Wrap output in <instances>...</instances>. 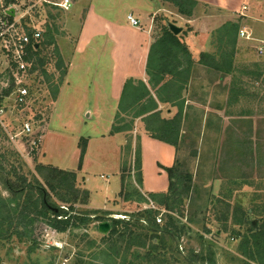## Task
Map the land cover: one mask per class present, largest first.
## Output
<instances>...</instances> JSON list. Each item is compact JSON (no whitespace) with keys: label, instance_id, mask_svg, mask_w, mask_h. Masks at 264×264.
Instances as JSON below:
<instances>
[{"label":"rangeland","instance_id":"obj_1","mask_svg":"<svg viewBox=\"0 0 264 264\" xmlns=\"http://www.w3.org/2000/svg\"><path fill=\"white\" fill-rule=\"evenodd\" d=\"M8 2L9 0L5 1ZM41 2L12 0V6H15L18 17L31 15L34 20L47 21L45 15L51 14L48 21L54 39L52 46L57 47L59 52H70L69 46L74 42L66 35V24L70 21L72 11L52 4L42 6ZM162 4L166 12L157 13L143 24L152 26L153 36L157 37L160 34L159 27L167 26L169 21L182 27L178 35L194 57V52L201 48L216 57L225 54L220 52L223 48L220 45L223 44L218 41L221 24L210 22L201 25L200 20L196 23V17L203 8L196 7L195 15L187 17L178 13L172 4ZM81 9L79 5L76 7L79 14L83 12ZM239 10L224 13V21L241 18L240 27L250 33V39L240 37L238 33L237 46L239 44L243 48L250 44L246 47L247 52H258L260 46L264 52V0H250L245 9L242 7ZM190 19H193L192 27L187 22ZM200 26L207 33L203 32V36L198 39H195V33L192 34V47L186 40L187 33ZM51 48L49 50L52 52ZM54 62L53 60L48 66L51 72L49 76L40 75L43 79L36 70L31 72L32 66L29 68L26 79L30 91L29 101L24 105H16L12 99H8L0 106V214L6 213L4 210L8 207H3L12 199V182H15L12 168L17 170L18 175H24L27 182L32 184L31 187L39 188L41 185L44 187L43 178L36 169V165L40 163L77 172V186L80 189L88 188L91 197L86 202H82L80 197L74 203L73 211H68L71 214L87 216L89 221L64 232H54L43 222L35 223L32 226L34 242L20 240L16 235L0 238V264H120L124 259V252L116 254L107 244L101 242L100 237L104 234L99 232L98 226L102 222L110 225V218L128 220L134 213L144 210L150 204L151 201L143 200L147 192L142 186L134 184L137 171L133 169V158L141 140L140 137L137 139L129 153L128 145L134 130L123 132L127 142L120 150V158L113 141L92 139L86 167L81 170L79 154L83 140L80 138L96 137L97 134L104 133L111 119L106 113L112 104H94L93 95L86 96V82L82 83L84 88L80 89L78 87L81 86L77 85L70 97L67 96L56 104L57 95L66 83L68 72L64 60L59 69L54 68ZM236 66L233 59L235 71L223 78L228 82L225 85L221 79L218 80L212 73L206 72V66L193 65V78L186 91H182V95L189 99L186 106L190 108L187 109L188 119L181 129V132L186 133L177 151V158L184 162L185 168L193 175V188L178 205L182 214H176L189 230L179 241L171 239L169 244L173 245V254L170 251L165 260L159 262L155 259L151 264H186L183 258L188 255V250L199 248L197 233L212 243L216 264H245L238 252L237 242L231 235L240 229L245 216L254 224L264 216V75L259 81L258 74L254 72L256 70L253 74H245L244 69L247 68L242 70ZM252 77L254 79L248 84L247 80ZM46 78L48 82L45 81ZM39 80L43 83L40 84ZM65 95L66 92L63 96ZM97 107L102 108V116L98 112L96 118L86 116L85 110H96ZM176 111L175 106L165 104L161 115L169 118ZM39 114L40 121L35 117ZM131 114L132 112L122 116L130 120ZM25 122L32 127L29 134L21 131ZM32 140L40 141L35 151L31 150ZM132 141L133 139L131 145ZM119 158L121 167L122 164L127 169L131 166V178L124 177V194L126 191H133L132 183L138 191V194L130 196V200L126 201L122 196H117L121 190V171L119 174L113 172L115 166H119ZM123 173L127 175V172ZM84 179L87 188L84 186ZM50 200L53 205L51 210H57V205H66L56 194L51 195ZM155 207L159 208L160 213L157 216H161L162 221L159 224L162 225L166 217L165 209L159 205ZM10 208L12 209V205ZM9 214L12 215V212ZM6 233L5 231L4 234Z\"/></svg>","mask_w":264,"mask_h":264},{"label":"trees","instance_id":"obj_2","mask_svg":"<svg viewBox=\"0 0 264 264\" xmlns=\"http://www.w3.org/2000/svg\"><path fill=\"white\" fill-rule=\"evenodd\" d=\"M5 1L7 2V0ZM161 1L172 4L177 8L178 13L187 17L195 15L196 7L203 5L198 0ZM41 3L42 6H50L51 4ZM25 4L23 7H25ZM45 16L47 21L45 20L43 25L41 37L28 45L26 55V59L32 61L31 72L36 70L39 77H41L40 75L46 77L51 74L48 66L53 60L55 61L54 68L57 69L62 66L63 62L57 47L52 46L54 39L48 21L52 15L47 14ZM240 20L241 18L238 17L234 20H226L221 24V29L218 30V41L223 44L220 45L223 48L220 49L219 46V49L220 52H225V54L218 57L206 52H201L197 57H194L184 42L181 41L180 35L173 34L166 25L160 26V34L157 37L153 36V33L151 35L145 64L146 82L141 78L131 77L124 82L108 134L133 132L135 122L138 120V123L142 126V131L147 136L174 147L176 159L171 167L164 168L169 182L167 190L164 192H147L143 199L165 209L164 215L166 217L162 225L156 222V217L160 213L159 208H145L134 213L128 220L110 218V229L106 235H101L100 241L107 244L116 254L120 251L124 252L122 254L124 259L120 264H151L155 259L159 262L165 260L166 254L170 251L173 254L174 251L173 245L169 244L170 241L172 242L171 239L179 241L189 230L180 221L179 215H176L178 213L182 214V212H179L178 205L181 203L182 198H186L193 188V175L185 168L184 162L177 158L180 142L184 139L186 133L185 131L181 132V129L188 119L187 109L190 108V106H186L188 98L182 95V91H186L189 81L193 78L192 68L195 64L206 66V72L212 73L218 80L221 79V82L226 74L235 71L233 69V59L237 47L236 37L241 28ZM27 31L30 30L27 29ZM50 47H52V52L49 50ZM45 81L48 82V79L46 78ZM38 82L43 83L40 80ZM53 97L52 94L51 98ZM159 104H170V106H175L177 111L171 117L164 118L161 115L162 109H160ZM2 105L3 100H0V106ZM131 112L130 120L122 116ZM35 117L37 120H41L40 114ZM137 138L139 140V136ZM80 139L83 141L80 146L79 168L87 145V138L81 137ZM131 139L132 136H130L128 145L129 153L132 150ZM38 142L40 141L38 140ZM38 145L39 143L36 146H31V150L35 151ZM125 148H127V145ZM134 159L133 169L137 171L134 184L139 187L143 183L140 146L139 149H136ZM36 169L43 178L44 187L42 185L39 188L31 187L32 184L27 182L26 177L18 175L17 170L12 168L15 182H12V199H10L9 204H5L3 207H8L4 210L6 213L4 215L0 214V238L16 235L20 240L27 239L34 242L32 226L35 223L43 222L50 226L54 232H64L69 228L89 221L87 216L71 214L68 211H73V205L80 197L82 202H86L90 196L89 190L80 189L77 186V172L40 163L36 165ZM123 172H127V175L125 176ZM130 172L131 166L127 169L122 164L121 190L117 196H122L125 201L130 200V196L138 194L133 183L131 184L133 191H126L124 194V177L131 178ZM55 194L59 195L61 202L67 206L60 207L57 205V210H51L53 205L50 198L51 195ZM11 205L12 209L10 208ZM11 212L12 215L9 214ZM242 223L240 229L234 232L231 237L237 242L238 252L242 256L243 263L264 264V216L256 224L245 216ZM5 231L6 234H4ZM196 237L199 241V248L188 250V255L183 258L185 263L216 264L212 243L204 240L202 235L198 233ZM142 251L143 253H140Z\"/></svg>","mask_w":264,"mask_h":264},{"label":"crops","instance_id":"obj_3","mask_svg":"<svg viewBox=\"0 0 264 264\" xmlns=\"http://www.w3.org/2000/svg\"><path fill=\"white\" fill-rule=\"evenodd\" d=\"M198 1L203 4L199 6L203 10L196 17V23L200 20L201 25L210 22L220 25L225 20L224 13L226 11L229 13L239 12V8L246 6L250 0ZM162 3L161 0H72V6L68 9L72 11V16L66 24L68 26L66 35L74 43L69 46L70 52H60L62 59L66 62L68 73L66 83L57 95L56 104L67 96L70 97L77 85L81 86L78 87L80 89L84 88L82 83L85 82L88 89L86 96L87 94L88 97L93 95L94 104L98 103L101 106L107 104V102L112 104V107L106 113L111 119L104 133L97 134L96 137H87L81 170L86 167L90 153L88 150L90 141L95 138L113 141L121 158L122 153L120 150L126 143L124 135L122 133L109 135L108 133L125 80L131 77L141 78L146 82L145 64L151 42L152 26L143 24L147 23L146 20L153 18L157 13L166 12V8ZM78 5L79 8L82 7V14H79L76 10ZM128 14L136 18L140 25L133 26L128 20ZM191 21L193 19L187 20L190 26L192 25ZM203 32L207 33V30H203L200 26V28H195L187 33L186 40L188 44L194 47L192 34L195 33V39H198L199 36H203ZM247 46L249 47L250 44L243 46V49L242 45L240 47L238 44L234 53V62L237 63L236 67H241L242 70L247 68L244 69L245 74H253V71L256 70L254 72L258 74L257 79L260 81L264 75V52H259L260 46L258 52H247ZM201 51L209 53L201 48L198 52H194L195 56H198ZM253 79L254 77L249 78L247 80L248 84H251ZM223 82L225 85L228 83L225 80ZM65 92L66 95L63 96ZM188 101L189 99L186 100V104ZM159 106L160 109L163 108L162 104H159ZM84 112L87 117L90 115V118H96L98 114H100L99 116L104 114L101 107H97L96 110L87 109ZM169 112H171L170 109ZM140 126V123L136 120L131 148L136 144L137 137L140 134L142 189L146 192H164L167 190L169 183L164 168L171 167L174 164L176 151L173 146L152 139L142 133ZM120 158L119 166H115L113 171L115 174H119L121 171ZM119 177L121 185V176L119 175ZM84 186L86 187L85 179Z\"/></svg>","mask_w":264,"mask_h":264},{"label":"built area","instance_id":"obj_4","mask_svg":"<svg viewBox=\"0 0 264 264\" xmlns=\"http://www.w3.org/2000/svg\"><path fill=\"white\" fill-rule=\"evenodd\" d=\"M51 3L64 10L70 9L72 0H41ZM12 6V0L5 3L0 0V100L12 99L16 105H24L30 99V91L26 83L29 68L32 61L26 59L28 45L37 41L43 32L45 21L33 20L32 16H16L17 11ZM13 8V12L10 11ZM245 9V6H243ZM25 20V21H23ZM128 20L133 26H139V21L131 14ZM27 29L30 31L28 32ZM239 36L250 39V33L244 28L239 30ZM262 52V49H259ZM31 69V68H30ZM22 133L29 134L32 127L28 122L22 126ZM38 140H32L31 145L36 146ZM147 208L155 209V205L150 202ZM162 221L161 216L156 217V222Z\"/></svg>","mask_w":264,"mask_h":264},{"label":"water","instance_id":"obj_5","mask_svg":"<svg viewBox=\"0 0 264 264\" xmlns=\"http://www.w3.org/2000/svg\"><path fill=\"white\" fill-rule=\"evenodd\" d=\"M10 11L13 12V8ZM167 27L175 35L181 33V31H182V27L177 26L176 24L169 22V21L167 22ZM109 229H110V225L108 222H102L98 226V230L102 234H106L109 231Z\"/></svg>","mask_w":264,"mask_h":264}]
</instances>
